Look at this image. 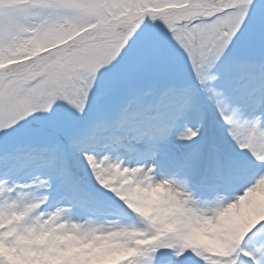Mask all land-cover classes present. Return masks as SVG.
Wrapping results in <instances>:
<instances>
[{
    "label": "snow or ice",
    "instance_id": "snow-or-ice-1",
    "mask_svg": "<svg viewBox=\"0 0 264 264\" xmlns=\"http://www.w3.org/2000/svg\"><path fill=\"white\" fill-rule=\"evenodd\" d=\"M0 264H264V0H0Z\"/></svg>",
    "mask_w": 264,
    "mask_h": 264
}]
</instances>
